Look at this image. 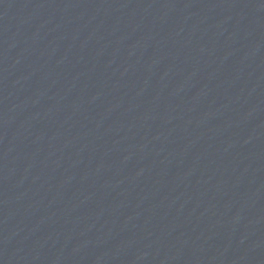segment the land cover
I'll list each match as a JSON object with an SVG mask.
<instances>
[{
    "label": "water",
    "instance_id": "1",
    "mask_svg": "<svg viewBox=\"0 0 264 264\" xmlns=\"http://www.w3.org/2000/svg\"><path fill=\"white\" fill-rule=\"evenodd\" d=\"M0 264H264V0H0Z\"/></svg>",
    "mask_w": 264,
    "mask_h": 264
}]
</instances>
